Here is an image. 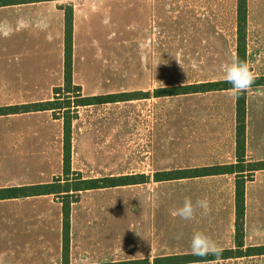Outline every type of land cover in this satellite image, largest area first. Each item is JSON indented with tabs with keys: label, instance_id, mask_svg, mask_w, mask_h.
Masks as SVG:
<instances>
[{
	"label": "crops",
	"instance_id": "crops-1",
	"mask_svg": "<svg viewBox=\"0 0 264 264\" xmlns=\"http://www.w3.org/2000/svg\"><path fill=\"white\" fill-rule=\"evenodd\" d=\"M238 3L47 0L0 6V108L65 98L68 8L73 11V102L150 94L71 109L70 182L128 176H145L148 182L0 200V264H80L82 259L153 264L192 255L196 231L223 251L236 249V180L248 170L164 182L155 176L235 167L237 97L229 90L161 98L155 92L225 82L221 65L239 58ZM244 61L257 77L264 76L255 69L264 67V0H248ZM64 114L65 109L0 116V190L67 182ZM246 155L247 165L264 162V87L247 92ZM66 197L71 199L67 259ZM186 197L193 203L207 198L209 214L201 209L192 221L174 217ZM262 233L264 170L246 184L245 246H264L249 245Z\"/></svg>",
	"mask_w": 264,
	"mask_h": 264
},
{
	"label": "trees",
	"instance_id": "trees-1",
	"mask_svg": "<svg viewBox=\"0 0 264 264\" xmlns=\"http://www.w3.org/2000/svg\"><path fill=\"white\" fill-rule=\"evenodd\" d=\"M47 0H0V6L22 3H33ZM248 0H239L238 3V34H239V60H245L246 53V32H247ZM231 84L227 82L209 83L194 86L161 89L155 92V97H172L188 95L194 93H205L213 91L230 90ZM264 87V76L255 80L251 89ZM74 94L73 83V11L71 8L66 12V51H65V98L53 102L38 103L30 106H17L10 108H0V116L10 114H21L30 112H41L65 109L64 114V176L67 182L61 184L31 186L24 188H11L0 190V200L13 199L20 197H35L44 195H55L64 193L83 192L96 189H107L121 186H132L148 182L145 176H128L122 178H104L98 180H82L70 182L72 174V134H73V115L71 109L90 105L125 102L139 97H150V94H122L116 96L82 98L77 97L75 102L71 98ZM246 132H247V92L237 97V159L238 164L233 166H218L196 170L176 171L158 173L155 176L156 182L174 181L196 177L216 176L232 174L234 172L244 173L248 170V176H240L236 180V249L223 251L217 259L215 256L198 257L194 255L175 256L156 259L153 264H191L216 260H228L243 257L264 256V246L249 247L245 250V221H246V184L252 179L253 173L264 170V162L251 163L247 165L246 155ZM64 257L67 259L69 253V242L71 233V199L65 198L64 201ZM116 264H151L149 260L124 261Z\"/></svg>",
	"mask_w": 264,
	"mask_h": 264
},
{
	"label": "clouds",
	"instance_id": "clouds-1",
	"mask_svg": "<svg viewBox=\"0 0 264 264\" xmlns=\"http://www.w3.org/2000/svg\"><path fill=\"white\" fill-rule=\"evenodd\" d=\"M220 71L222 73V79L232 85L229 90V94L232 97H238L248 92L257 79L256 74L251 70L250 64L238 58H233L230 62L221 65ZM201 209L203 210V215L209 214L211 209L207 198L197 199L195 203H193L190 197H186L183 205L173 211L172 215L184 221H192L195 219L197 211ZM179 238L180 237H177V239ZM190 252L194 256L203 258L211 255L218 259L223 249L210 236L202 231H196L193 233L190 240ZM80 264H88V261L82 259ZM207 264H215V262L209 261Z\"/></svg>",
	"mask_w": 264,
	"mask_h": 264
},
{
	"label": "rangeland",
	"instance_id": "rangeland-1",
	"mask_svg": "<svg viewBox=\"0 0 264 264\" xmlns=\"http://www.w3.org/2000/svg\"><path fill=\"white\" fill-rule=\"evenodd\" d=\"M255 69L257 70L258 74H261L260 71H263V73H264V67H261V68H259V67L257 68L256 67ZM259 77H257V78H259ZM0 167H1V164H0ZM0 171H1V168H0ZM262 234H263V236L256 238V240L253 241L249 245H257L258 243H264V233H262ZM171 247H172V249L174 251H177L176 249H178V248H176L177 246H174V245L171 246ZM247 248H249V247L245 246V250ZM215 264H264V256L246 257V258H243V259H240V260H235V261H226V260H224L222 262L215 263Z\"/></svg>",
	"mask_w": 264,
	"mask_h": 264
}]
</instances>
